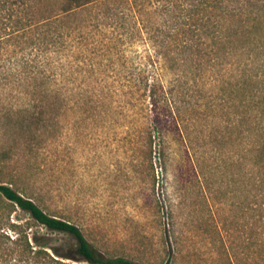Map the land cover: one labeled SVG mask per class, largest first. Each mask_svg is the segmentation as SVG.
<instances>
[{
  "label": "rangeland",
  "instance_id": "rangeland-1",
  "mask_svg": "<svg viewBox=\"0 0 264 264\" xmlns=\"http://www.w3.org/2000/svg\"><path fill=\"white\" fill-rule=\"evenodd\" d=\"M38 1L52 12L63 3ZM176 1L137 0L150 10ZM145 18L163 22L161 15ZM125 40L118 58L98 46L88 52L86 71L59 87L65 104L55 110L56 124L45 93L0 85V181L25 188L107 256L140 264H264L254 191L248 195L242 168V88L213 87L211 76L165 87L181 115L166 120L162 135L153 133L150 148L147 87L132 79L144 74L153 51L143 37ZM158 73L163 81L174 77ZM37 97L46 112L40 124L28 117L38 110ZM9 210L11 221L31 226L30 235L47 233L48 243L63 249L73 244L18 207Z\"/></svg>",
  "mask_w": 264,
  "mask_h": 264
},
{
  "label": "trees",
  "instance_id": "trees-1",
  "mask_svg": "<svg viewBox=\"0 0 264 264\" xmlns=\"http://www.w3.org/2000/svg\"><path fill=\"white\" fill-rule=\"evenodd\" d=\"M254 1L248 6V0H177L150 10L137 0H63L60 10L52 12L38 0H0V85L45 93L53 110L49 119L56 124L55 110L65 104L59 87L86 71L87 53L98 46L118 58L126 38L143 37L153 52L147 55L144 74L132 82L147 87L150 148L153 133L162 135L166 120L177 121L181 115L165 87H184L196 76H211L213 87H241L242 168L248 195L254 191L256 244L264 262V0ZM148 13L161 15L163 22L148 21ZM158 70L171 71L174 77L163 81ZM35 100L38 110L28 117L40 124L46 112L42 97ZM23 192L13 180L0 181L1 264H140L105 255L76 224L46 212ZM10 206L28 213L49 233L68 235L73 244L63 249L50 245L47 233L30 235V225L11 221Z\"/></svg>",
  "mask_w": 264,
  "mask_h": 264
}]
</instances>
